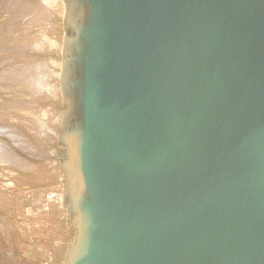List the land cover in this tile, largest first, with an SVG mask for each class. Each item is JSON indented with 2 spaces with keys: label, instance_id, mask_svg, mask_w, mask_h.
Instances as JSON below:
<instances>
[{
  "label": "water",
  "instance_id": "water-1",
  "mask_svg": "<svg viewBox=\"0 0 264 264\" xmlns=\"http://www.w3.org/2000/svg\"><path fill=\"white\" fill-rule=\"evenodd\" d=\"M65 264H264V0H62Z\"/></svg>",
  "mask_w": 264,
  "mask_h": 264
},
{
  "label": "rangeland",
  "instance_id": "rangeland-1",
  "mask_svg": "<svg viewBox=\"0 0 264 264\" xmlns=\"http://www.w3.org/2000/svg\"><path fill=\"white\" fill-rule=\"evenodd\" d=\"M9 1V6H12L11 8V10L9 11H3V12H1V13H3V14H1V17H3V19L1 18V20H2V22H3V28L5 29H7L8 27H7V24L8 23H11L12 21H14V22H12V28H13V26L14 25H16L17 24V22L16 21H18V24H17V26H16V28L14 27L13 29H12V31H13V34L15 33V35H14V37H15V44H16V52H15V57H17V58H15V60H14V68L15 67H17V68H15V70H16V75H17V77H18V80H20V82L18 81L17 82V85H16V87H14V92H16V96H15V93L14 92H12L13 94H11V95H9V93H4L3 94V99H0V100H2V101H0L1 103L3 102V100H4V103H7L8 101V99H9V101L11 100V102L14 100V102H12V103H10V104H8V105H12V106H15V103H19L18 105H16V108H18V111H20L19 113L21 114V116L22 115H27L26 113L28 112V113H30L31 111V113H32V116L33 115H35V118L34 119H32V118H29V120H31V121H29L30 123H32V124H30L29 123V125L31 126V128H33V129H35L36 128V126H37V130L38 129H41L42 128V126H44L45 124L47 125H45L43 128H44V135H43V137H47L46 139L49 141H47L46 143H45V145L43 144V146H42V148L44 149V152H46L47 154H46V156H44V157H42V158H36V157H33L34 159H32L31 157H26L25 155H23V153H19V152H17V151H15L16 153H17V155H19V157H21L22 159H25V161H27V162H29V163H31V164H34V166L36 165V166H49L50 168H49V170L54 174V178L52 179V178H50L51 180H47V182L45 181V182H37V184L36 183H34L33 182V184H28L27 186H25V188H24V186H19V187H17L18 189V192H17V195H18V200L20 199L21 200V196L23 197L22 199V201H24V200H26V197H28L29 198V196H32L33 195V193H35V192H37L36 190H38V191H49V190H51L53 193V198L49 201V203L50 204H55L56 205V207L59 209L56 213H55V215H54V217H55V225L54 224H51L53 221H51L50 222V225L51 226H54V229L55 230H58V232L56 233V234H51V232H52V230H47L46 232H48L47 233V235L44 237V238H41V237H39V239L37 238L36 240H38L39 242H37V241H17V243L19 244H17V250L14 252V257L16 258L17 256L18 257H20V259L22 260L23 259V261L21 262V260H20V264H61V262H62V260L63 259H65L66 258V256H67V252H68V249H69V246H70V243H71V241L74 239V234H75V231H74V229H71L70 227H69V221H68V213H67V209L64 207V184H63V177H62V174H61V171H60V166H58V164H60V161H59V154H60V151H59V137H58V134L60 133L59 131H60V128H59V126H60V124H61V121H60V123H59V119L61 120V116H62V114L61 113H63V107H62V96H61V89H60V81H59V79H60V73H61V58H62V45H63V37H64V34H65V31H64V28H63V16L62 15H60L59 13H57L56 11H55V9L53 8V5H52V0H37V1H32V0H8ZM14 1V2H13ZM44 2V3H42V2ZM36 2V3H35ZM19 3H21V4H19ZM31 3H33V4H31ZM35 3V4H34ZM19 4V5H18ZM24 4H26V5H24ZM41 4H43L44 5V7H43V5L41 6ZM22 5V6H21ZM17 8H16V7ZM19 6H21V7H19ZM52 6V9L51 8H49V7H51ZM15 7V8H14ZM23 7V8H22ZM31 7V8H30ZM13 9H14V11H13ZM22 9V10H21ZM46 9L48 10V12L46 11ZM27 10H29V11H27ZM32 10V12H30ZM40 10V11H39ZM51 10V11H50ZM12 11V12H11ZM20 11V12H19ZM21 11H22V13H21ZM25 11H26V13H25ZM37 11V12H36ZM44 13H43V12ZM46 11V12H45ZM9 12H10V14H9ZM16 14H15V13ZM41 13V16H39L40 15V13ZM8 13V14H7ZM28 13H29V15H28ZM56 13V14H55ZM6 14V15H5ZM11 14H13V15H11ZM23 16H21V15ZM25 14H27V15H25ZM39 14V15H38ZM43 14V15H42ZM60 16H59V15ZM15 15V16H14ZM18 15V16H17ZM10 16V17H9ZM34 16H36L35 18H34ZM44 16V17H43ZM46 16H48L47 18H46ZM52 16L54 17V19L52 18ZM14 17V18H13ZM17 17V18H16ZM38 17V18H37ZM7 18H12L10 21L11 22H7L6 21V19ZM23 18H26V19H23ZM34 18V19H33ZM40 18V19H39ZM46 18V19H45ZM19 20H22L21 22L19 21ZM27 20V21H26ZM35 21L36 22V25H33L35 22H33V21ZM36 20H39V21H36ZM44 20V21H43ZM48 20V21H47ZM53 20V21H52ZM24 22V23H23ZM33 22V23H32ZM44 22H45V24H44ZM15 23V24H14ZM38 23V24H37ZM52 23V24H51ZM29 24H30V26H29ZM41 24H42V26H41ZM26 25H27V27H26ZM31 25H32V27L33 28H31ZM21 26H23V28H21ZM38 26H40L41 28L40 29H38L39 27ZM24 27L26 28L24 31H22V29H24ZM35 27V28H34ZM37 27V28H36ZM18 28V29H17ZM30 28H31V30H30ZM43 28V29H42ZM46 30H45V29ZM15 29L17 30V31H15ZM38 29V30H37ZM42 29V30H41ZM47 29H49V30H52V31H48ZM33 30V31H32ZM34 30H37V31H35L34 32ZM46 32H45V31ZM20 31V32H19ZM30 31V32H29ZM32 31V32H31ZM40 33H39V32ZM44 31V34H41L42 32ZM47 31H48V33H47ZM27 32V33H26ZM36 32H38L40 35H44V36H47L48 37V39L47 38H41V40H42V42H41V40H39V38H40V35L38 34V33H36ZM16 33H17V35H16ZM19 33H22V35L21 34H19ZM36 33V35H34ZM45 34H48V35H45ZM27 35V36H26ZM38 35H39V37H38ZM22 36V37H21ZM34 37V39H33V37ZM37 36V37H36ZM35 37H36V40H35ZM41 37H43V36H41ZM28 38V39H27ZM30 38V39H29ZM23 40V41H22ZM27 40H28V42H27ZM44 40H46V42H43ZM47 40L49 41V42H47ZM36 41V42H35ZM33 42H34V47H32L33 46ZM52 42V43H51ZM26 45H25V44ZM32 44V45H31ZM51 45V46H46V45ZM22 45H24V46H22ZM28 45V46H27ZM31 45V49L32 48H34L33 49V51H29V50H31L30 49V46ZM53 45V46H52ZM55 45V46H54ZM46 46V47H45ZM22 47V48H21ZM45 47V48H47V49H43V48ZM49 48V49H48ZM29 49V50H28ZM36 49H37V51H36ZM41 49V50H40ZM34 50H35V52H34ZM22 51H23V53H22ZM44 51V52H43ZM50 53H49V52ZM32 54V57H31V54ZM22 53V54H21ZM46 53V54H45ZM39 54V55H38ZM41 54V55H40ZM43 54H45V55H43ZM50 54V55H49ZM22 56V57H21ZM27 56H29L30 58L28 59L27 58ZM41 56H43V57H41ZM47 56H48V60L46 59L47 58ZM39 57V58H38ZM27 59V60H26ZM30 59H32L31 61H29ZM51 59H52V61H51ZM51 62H50V61ZM42 61V62H41ZM46 61V62H45ZM27 62H32L31 64L30 63H27ZM44 62V63H43ZM49 62V63H48ZM7 63V62H6ZM34 63V64H33ZM41 64L42 63V65H43V78L41 79V73H39V72H37L39 75H37V76H35L37 73H31L32 75H30V71H32V69H33V67L35 68V65H37V64ZM48 63V64H47ZM60 63V64H59ZM50 64V65H49ZM15 65H17V66H15ZM21 65H25V66H21ZM18 66H20V68H24L23 70L22 69H20ZM52 66V67H51ZM52 70H51V69ZM26 69H27V71H26ZM48 69V70H47ZM54 69V70H53ZM26 72H25V71ZM22 71V72H21ZM50 73H49V72ZM25 73V74H24ZM28 73V74H27ZM24 74V75H23ZM33 74H34V76L35 77H33ZM19 75V76H18ZM21 75H23V77L26 75L27 77H24V78H22V76ZM21 76V78H19ZM26 78V79H25ZM54 78H55V80H54ZM36 79V80H35ZM26 80H28V81H26ZM34 80V81H33ZM50 80V81H49ZM52 80V81H51ZM30 81V82H29ZM31 81H33V82H31ZM49 81V82H48ZM54 81V83H52ZM49 84H48V83ZM37 83V84H36ZM46 83V84H45ZM50 83H52V84H50ZM28 86H27V85ZM35 84V85H34ZM48 84V85H47ZM19 85H26L25 86V88H23L22 87V89H19V88H21V86H19ZM52 85V86H51ZM47 86V87H46ZM59 86V87H58ZM58 87V88H57ZM15 88H16V90H15ZM23 89H24V91H23ZM34 89V90H33ZM32 90V91H31ZM32 93H31V92ZM33 91H35V92H33ZM24 92V93H23ZM28 93V95H27V93ZM31 93V94H30ZM37 93V94H36ZM48 93V94H47ZM24 94H25V96H27V97H25L24 96ZM43 94H45L46 96H44V98H45V100H46V102H45V100H44V98H43ZM57 96H56V95ZM13 95V96H12ZM31 95H32V99H31ZM34 95H36V96H34ZM7 96V97H6ZM18 97V99L19 100H17V98H13V97ZM28 96H30L29 98H28ZM33 96H34V98H33ZM50 96V97H49ZM59 96V97H58ZM47 97V98H46ZM51 97H53L54 99H52ZM56 97V98H55ZM6 98V99H5ZM40 98L42 99V100H40ZM50 98V99H49ZM21 99V100H20ZM25 99V100H24ZM28 99H30V100H28ZM35 99V100H34ZM61 99V100H60ZM20 101V102H19ZM42 102V103H40V102ZM29 102V103H28ZM21 103V104H20ZM34 103V104H33ZM38 103H40V105L38 104ZM36 104H38V105H36ZM41 104H44V107H42L41 108ZM46 104V105H45ZM31 105H33V106H31ZM21 106H22V108H21ZM40 106V107H39ZM55 106V107H54ZM25 108V110H24V108ZM26 107L27 108H29V109H26ZM46 107L48 108V109H46ZM51 107V108H50ZM35 110H37V111H35ZM37 108V109H36ZM30 109H32V110H30ZM38 109H39V111H38ZM42 109V110H41ZM1 110V109H0ZM43 110L45 111V113H43ZM27 111V112H26ZM42 111V112H41ZM56 111V112H55ZM33 112H35V113H33ZM38 112V114H36ZM40 112V113H39ZM42 113V114H41ZM41 114V115H40ZM45 114V116L47 117L46 119H44L45 118V116H44V118H43V115ZM38 115H40V117L38 116ZM37 116V117H36ZM37 118H38V120H37ZM39 121V122H35V123H39V127L40 128H38V125L37 124H35L33 121ZM50 119H51V122H50ZM56 119L58 120V121H56ZM7 121V122H6ZM56 121V122H55ZM42 124H41V123ZM43 122H44V125H43ZM52 122H53V124H52ZM54 122L56 123V124H54ZM4 125H3V124ZM1 124H0V127H3L0 131L1 132H3L4 131V129L5 128H10L9 126H12L11 128H16V130L18 131V133H17V135L19 136V138H20V140L21 139H24L25 141L29 138L30 139V141H38L37 140V138L38 137H36L37 136V134H35V135H33V134H30L31 132H29L30 130H28V128H27V122L26 123H24V124H20V122H14L15 123V125L13 126L12 124H11V122H10V120H5V122H2ZM18 123V124H17ZM34 123V124H33ZM49 123V124H48ZM53 125V126H51V125ZM9 125V126H8ZM34 125H36V126H34ZM51 126V127H50ZM26 129H25V128ZM29 127V126H28ZM24 128V129H23ZM42 128V129H43ZM41 129V130H42ZM20 130V131H19ZM24 130H27L26 131V134H27V136L24 134ZM39 131L38 130V133L39 132H42V131ZM14 132H15V130H13ZM5 132V131H4ZM2 135H4V137L2 136V138H0V141H10V140H8V136L7 135H5V134H2ZM30 135V136H29ZM34 136V137H32L31 138V136ZM25 137H27V138H25ZM35 138V139H34ZM23 140V141H24ZM44 139H42V141H43ZM27 141H29V140H27ZM45 141V140H44ZM51 141V142H50ZM13 143H14V146H17V145H15V141H12ZM25 143V142H24ZM23 142H22V144L23 145H27L26 143L24 144ZM17 144V143H16ZM28 146V145H27ZM31 146H33V145H31V144H29V146L28 147H30L31 148ZM36 145H34V149L37 147V149L38 150H40V148H41V146L38 148V146H36ZM57 147H58V149H57ZM33 148V147H32ZM37 149H35V150H37ZM55 150H57L58 152L57 153H53V152H55ZM29 160V161H28ZM37 160V161H36ZM36 162H37V164H36ZM46 164V165H45ZM53 164H55V165H53ZM32 175H36L35 173L34 174H32ZM32 177V176H31ZM30 185V186H29ZM23 187V188H22ZM39 188V189H38ZM36 189V190H35ZM41 189V190H40ZM22 191H23V193H22ZM35 191V192H34ZM61 191V192H60ZM31 192V193H30ZM63 192V193H62ZM25 193V194H24ZM26 193H28V194H26ZM27 195H29V196H27ZM61 195H62V198H61V201H62V204H61V202L58 200V198L59 197H61ZM25 198V199H24ZM27 198V202L26 201H24L25 203H24V205H20V201H18L17 200V202H16V209L18 210L17 211V213H22V212H24L25 211V209H23V206H24V208H27L28 210H29V208L27 207V206H25V204H29L30 205V203L31 202H37V201H31L30 202V199L31 198H29L28 199ZM29 200V201H28ZM29 202V203H28ZM53 202V203H52ZM36 204V203H35ZM31 204V205H33V206H37V208L39 207V205H40V203L38 202V204ZM54 205V206H55ZM42 205H40V211L43 209L42 207H41ZM22 207V208H21ZM35 208V207H34ZM37 208L34 210L33 208H31V209H33V210H30V212H32V211H34V212H36V213H38L39 211L37 210ZM10 210H12V208L10 209ZM38 212H37V211ZM33 213V212H32ZM35 214V213H34ZM22 215H24V213L22 214ZM21 216V215H20ZM2 217H3V219L5 218V219H9V217H10V211H6L4 214H2ZM1 217V218H2ZM51 231V232H50ZM49 234V235H48ZM50 240H49V239ZM6 239V238H5ZM41 239H44L43 240V242L41 241ZM41 242V243H40ZM20 248H22V249H25V251H26V253L28 254V255H26V254H21V250H20ZM19 250H20V254L23 256V257H21V255L19 254ZM28 250V251H27ZM15 253H17V254H15ZM20 256H19V255ZM45 254V255H44ZM45 256V257H44ZM14 257H13V259L12 260H15L14 259ZM17 257V259H16V261L15 262H18L17 260L19 259ZM47 259V260H46ZM35 260V261H34ZM25 261V262H24ZM19 263V262H18ZM16 264V263H15Z\"/></svg>",
  "mask_w": 264,
  "mask_h": 264
},
{
  "label": "bare ground",
  "instance_id": "bare-ground-1",
  "mask_svg": "<svg viewBox=\"0 0 264 264\" xmlns=\"http://www.w3.org/2000/svg\"><path fill=\"white\" fill-rule=\"evenodd\" d=\"M32 1H34V0H32ZM35 1H37V0H35ZM39 1V0H38ZM14 2V1H13ZM42 2V1H41ZM45 2V1H44ZM44 2H42V3H44ZM36 3V2H35ZM34 3V4H35ZM19 4H21V3H19ZM18 4V5H19ZM31 4H33V3H31ZM24 5H26V4H24ZM43 4H41V6H42ZM52 5H53V8L55 9V11L57 12V13H59L60 15H64L65 14V5H64V3H63V1L62 0H52ZM22 6V5H21ZM21 6H19V7H21ZM12 6H9V1L8 0H0V99H3V94L4 93H9V95H11V94H13L12 92H14V87H16V85H17V82L19 81L20 82V80H18V77H17V75H16V70H15V68H17V67H15L14 68V60H15V58H17V57H15V52H16V42H15V37H14V35H15V33L13 34V31H12V29L15 27L16 28V26H17V24H18V21H16L17 22V24L16 25H14L13 26V28L11 27L13 24H12V22H14V21H10L11 19L10 18H7L6 19V21L7 22H11V23H8L7 24V29L5 28H3V22H2V20H1V18L3 19V17H1V14H3V13H1V12H3V11H10L12 8H11ZM16 7V6H15ZM14 7V8H15ZM43 7H44V5H43ZM17 8V7H16ZM23 8V7H22ZM31 8V7H30ZM49 8H51L52 9V6L51 7H49ZM22 10V9H21ZM13 11H14V9H13ZM27 11H29V10H27ZM40 11V10H39ZM46 11L48 12V10L46 9ZM45 11V12H46ZM51 11V10H50ZM12 12V11H11ZM20 12V11H19ZM30 12H32V10L30 11ZM37 12V11H36ZM43 12V11H42ZM15 13V12H14ZM21 13H22V11H21ZM25 13H26V11H25ZM40 13V12H39ZM44 13V12H43ZM8 14V13H7ZM9 14H10V12H9ZM16 14V13H15ZM56 14V13H55ZM58 14V15H59ZM6 15V14H5ZM11 15H13V14H11ZM21 15V14H20ZM25 15H27V14H25ZM28 15H29V13H28ZM39 15V14H38ZM43 15V14H42ZM59 15V16H60ZM15 16V15H14ZM18 16V15H17ZM22 16V15H21ZM39 16H41V13H40V15ZM10 17V16H9ZM23 17V16H22ZM36 16H34V18H35ZM44 17V16H43ZM48 16H46V18H47ZM55 17V16H54ZM54 17L52 16V18L54 19ZM14 18V17H13ZM17 18V17H16ZM33 18V19H34ZM38 18V17H37ZM45 18V19H46ZM23 19H26V18H23ZM40 19V18H39ZM48 19V18H47ZM13 20V19H12ZM20 22L22 21V20H19ZM27 21V20H26ZM33 21V20H32ZM36 21H39V20H36ZM44 21V20H43ZM48 21V20H47ZM53 21V20H52ZM33 22H35V21H33ZM32 22V23H33ZM24 23V22H23ZM15 24V23H14ZM20 24V23H19ZM18 24V25H19ZM38 24V23H37ZM44 24H45V22H44ZM52 24V23H51ZM33 25H36V22L33 24ZM29 26H30V24H29ZM41 26H42V24H41ZM26 27H27V25H26ZM39 28L38 29H40L41 27L40 26H38ZM21 28H23V26H21ZM31 28H33L32 27V25H31ZM31 28H30V30H31ZM35 28V27H34ZM37 28V27H36ZM18 29V28H17ZM26 28L24 27V29H22V31H24ZM37 29V30H38ZM43 29V28H42ZM41 29V30H42ZM45 29V28H44ZM37 30H34V32L35 31H37ZM46 30V29H45ZM44 30V31H45ZM49 32L50 31H52V30H49V29H47ZM15 31H17L16 29H15ZM33 31V30H32ZM31 31V32H32ZM44 31L41 33V34H44ZM48 31H47V33H48ZM20 32V31H19ZM30 32V31H29ZM39 32V31H38ZM38 32H36V33H38ZM41 32V31H40ZM39 32V33H40ZM46 32V31H45ZM27 33V32H26ZM36 33L34 34V35H36ZM38 33V34H39ZM19 34H21L22 35V33H19ZM16 35H17V33H16ZM40 35V34H39ZM39 35H38V37H39ZM45 35H48V34H45ZM27 36V35H26ZM41 36H43V37H41ZM22 37V36H21ZM33 37V36H32ZM37 37V36H36ZM36 37H35V40H36ZM41 38H47L48 39V37L47 36H44V35H40V38H39V40H41ZM28 39V38H27ZM30 39V38H29ZM33 39H34V37H33ZM43 40V39H42ZM42 40H41V42H42ZM49 40V39H48ZM47 40V42H49ZM23 41V40H22ZM27 42H28V40H27ZM36 42V41H35ZM43 42H46V40H44ZM52 43V42H51ZM25 44V43H24ZM26 45V44H25ZM32 45V44H31ZM31 45L29 46L30 47V49H31ZM22 46H24V45H22ZM28 46V45H27ZM46 46H51V45H46ZM45 46V47H46ZM53 46V45H52ZM55 46V45H54ZM32 47H34V42H33V46ZM43 48L44 50L45 49H47V48ZM22 48V47H21ZM33 49L34 48H32L31 50H29V51H33ZM49 49V48H48ZM41 50V49H40ZM36 51H37V49H36ZM34 52H35V50H34ZM44 52V51H43ZM49 52V51H48ZM22 53H23V51H22ZM21 53V54H22ZM30 53V52H29ZM32 53V52H31ZM30 53V54H31ZM50 53V52H49ZM46 54V53H45ZM45 54H43V55H45ZM39 55V54H38ZM41 55V54H40ZM50 55V54H49ZM22 57V56H21ZM31 57H32V54H31ZM41 57H43V56H41ZM27 58L29 59L30 57L29 56H27ZM39 58V57H38ZM44 58V57H43ZM45 59V58H44ZM47 60H48V56H47V58H46ZM27 60V59H26ZM32 59H30L29 61H31ZM50 61V60H49ZM51 61H52V59H51ZM50 61V62H51ZM7 62V63H6ZM42 62V61H41ZM46 62V61H45ZM27 63H30V62H27ZM32 63V62H31ZM30 63V64H31ZM44 63V62H43ZM49 63V62H48ZM47 63V64H48ZM34 64V63H33ZM60 64V63H59ZM50 65V64H49ZM15 66H17V65H15ZM21 66H25V65H21ZM61 66V65H60ZM19 68H20V66H18ZM52 67V66H51ZM61 68V67H60ZM18 69V68H17ZM20 69H24V68H20ZM51 69V68H50ZM48 70V69H47ZM52 70V69H51ZM54 70V69H53ZM25 71V70H24ZM26 71H27V69H26ZM25 71V72H26ZM22 72V71H21ZM37 72H39V73H41V79L43 78V65H42V63L40 64H37V65H35V68L33 67V69H32V71H30V75H32L31 73H37ZM43 72V73H42ZM49 72V71H48ZM50 73V72H49ZM25 74V73H24ZM23 74V75H24ZM28 74V73H27ZM34 74H33V77H35V76H37V75H39L38 73L34 76ZM23 75H21L22 76V78H24V77H27L26 75L23 77ZM19 76V75H18ZM21 76L19 77V78H21ZM26 79V78H25ZM36 80V79H35ZM54 80H55V78H54ZM26 81H28V80H26ZM34 81V80H33ZM33 81H31V82H33ZM50 81V80H49ZM48 81V82H49ZM52 81V80H51ZM30 82V81H29ZM47 82V83H48ZM52 83H54V81L52 82ZM52 83H50V84H52ZM37 84V83H36ZM46 84V83H45ZM49 84V83H48ZM47 84V85H48ZM27 85V84H26ZM25 85V86H26ZM35 85V84H34ZM53 85V84H52ZM51 85V86H52ZM19 86H21V88H19V89H22V87L23 88H25V86L24 85H19ZM28 86V85H27ZM47 87V86H46ZM59 87V86H58ZM57 87V88H58ZM60 89H61V87H60ZM15 90H16V88H15ZM34 90V89H33ZM23 91H24V89H23ZM32 91V90H31ZM30 91V92H31ZM33 92H35V91H33ZM11 93V94H10ZM15 93V96L18 94H16V92H14ZM24 93V92H23ZM27 93V92H26ZM32 93V92H31ZM30 93V94H31ZM37 94V93H36ZM48 94V93H47ZM14 95V94H13ZM12 95V96H13ZM27 95H28V93H27ZM56 95V94H55ZM13 97V98H17V100H19L18 99V97ZM24 96H25V94H24ZM34 96H36V95H34ZM34 96H33V98H34ZM44 96H46L45 94H43V98H44ZM57 96V95H56ZM61 96H62V94H61ZM7 97V96H6ZM25 97H27V96H25ZM30 96H28V98H29ZM50 97V96H49ZM59 97V96H58ZM42 98V99H43ZM47 98V97H46ZM52 99H54L53 97H51ZM56 98V97H55ZM62 98V97H61ZM6 99V98H5ZM31 99H32V95H31ZM41 98H40V100H42ZM50 99V98H49ZM15 100V99H14ZM14 100L12 101V102H14ZM21 100V99H20ZM25 100V99H24ZM28 100H30V99H28ZM35 100V99H34ZM44 100H45V98H44ZM61 100V99H60ZM0 101H2V100H0ZM8 102L7 103H4V100H3V102L1 103L0 102V124L2 123V122H5V120H10V122H11V124L14 126L15 125V123L14 122H20V124H24V123H26L27 122V128H28V130H30L29 132H31L30 134H33V135H35V134H37V136L36 137H38L37 138V140L38 141H30V139L28 138L27 140H29V141H25L24 139H21L20 140V138H19V136L17 135V133H18V131L16 130V128H11L12 126H9L10 128L8 129V128H5L4 129V131L3 132H1L0 131V138H2V136L4 137V135H2V134H5V135H7L8 136V140H10V141H0V264H20V257H18L19 259L17 260L18 262H15L16 261V259H17V257L15 258L14 257V252L17 250V241L19 240H23V241H37V242H39L38 240H36L37 238L39 239V237H41V238H44L46 235H47V233L48 232H46L48 229L49 230H52V232H51V234H56L57 232H58V230H55L54 229V226H51L50 225V222L51 221H53L51 224H54L55 225V217H54V215H55V213L59 210L57 207H56V205L55 204H50L49 203V201L54 197L53 196V192L51 191V190H49V191H38V190H36L37 192H35V193H33V195L32 196H29V195H27V196H29V198H31L30 199V202L33 200V201H37V202H35L36 204H38V202L40 203V205H42L41 207L43 208L41 211L39 210L40 209V205H39V209L37 208V206H33V205H31V204H35L34 202H31L30 203V205L28 204H25V206H29L28 208H29V210L27 209V208H24V206H23V209H25V211L24 212H22V213H17V209H16V202H17V200H18V195H17V192H18V188L17 187H19V186H24V188H25V186H27L29 183L30 184H33V182L34 183H36L37 184V182L39 183V182H47V180L49 179V180H51L50 178H54V174L49 170V166L47 165V166H34V164H31V163H29V162H27V161H25V159H22L21 157H19V155H17V153L15 152V151H17V152H21V153H23V155H25L26 157H31L32 159H34L33 157H36V158H42V157H44V156H46V152H44V149L42 148V146H43V144L45 145V143L48 141L47 139V137L45 136V137H43V135L45 134L44 133V126L46 125H44V122H43V125L44 126H42V130L41 129H38L39 131L41 130L42 132H39L38 133V130L36 129L37 128V126L36 125H34V126H36V128L35 129H33V128H31V126L29 125V121H31L32 119H34L35 118V115H33L32 116V111L30 112V113H28L27 111V115H22L21 116V114L19 113L20 111H18V108H16V105H18L19 103H15V106H12V105H8V104H10V103H12L11 102V100L9 101V99L7 100ZM20 102V101H19ZM40 102V101H39ZM45 102H46V100H45ZM29 103V102H28ZM40 103H42V102H40ZM40 103H38L39 105H40ZM21 104V103H20ZM34 104V103H33ZM38 104H36V105H38ZM42 106H41V108L42 107H44V104H41ZM46 105V104H45ZM31 106H33V105H31ZM40 107V106H39ZM55 107V106H54ZM21 108H22V106H21ZM24 108V107H23ZM51 108V107H50ZM26 109H29V108H27L26 107ZM34 109V108H33ZM37 109V108H36ZM46 109H48L47 107H46ZM24 110H25V108H24ZM30 110H32V109H30ZM35 110V109H34ZM42 110V109H41ZM35 111H37V110H35ZM38 111H39V109H38ZM42 112V111H41ZM56 112V111H55ZM33 113H35V112H33ZM40 113V112H39ZM43 113H45V111L43 110ZM36 114H38V112L36 113ZM42 114V113H41ZM40 114V115H41ZM62 114V116H61V120L59 119V123H60V121L62 122V119H63V113H61ZM40 115H38L39 117H40ZM44 116H45V114L43 115V118H44ZM37 117V116H36ZM29 118H32L31 120H29ZM47 117L45 116V118L44 119H46ZM36 120V119H35ZM37 120H38V118H37ZM33 121L34 123L35 122H39V121ZM56 121H58L57 119H56ZM55 121V122H56ZM7 122V121H6ZM50 122H51V119H50ZM54 122V124H56ZM33 123V124H34ZM41 123V122H40ZM3 124V123H2ZM18 124V123H17ZM30 124H32V123H30ZM35 124H37L38 125V128H40L39 126V123H35ZM42 124V123H41ZM49 124V123H48ZM52 124H53V122H52ZM4 125V124H3ZM51 125V124H50ZM16 126V125H15ZM29 126V127H28ZM47 126V125H46ZM51 126H53V125H51ZM50 126V127H51ZM60 126H61V124H60ZM60 126H59V128H60ZM3 127H0V130L2 129ZM25 128V127H24ZM23 128V129H24ZM26 129V128H25ZM13 130H15V132L13 131ZM20 131V130H19ZM25 132H24V134L27 136V134H26V131L27 130H24ZM17 132V133H16ZM28 132V131H27ZM60 132V131H59ZM19 134V133H18ZM60 134V133H59ZM59 134H58V137H59ZM31 136V138L32 137H34V136ZM30 136V135H29ZM25 138H27V137H25ZM47 138V139H46ZM35 139V138H34ZM42 139H44L43 141H42ZM24 140V141H23ZM12 141H15V145H17V146H14V143L12 142ZM22 142L24 143H26L28 146H29V144H31V145H33V146H31V148L30 147H28L27 145H23L22 144ZM49 142V141H48ZM51 142V141H50ZM17 143V144H16ZM24 143V144H25ZM47 144V143H46ZM34 145H36V146H38V148L41 146V148H40V150H38L37 149V147L35 148V149H37V150H35L34 149ZM33 147V148H32ZM57 149H58V147H57ZM59 151H60V153H61V146H60V143H59ZM58 151L57 150H55V152H53V153H57ZM61 154H59V161H60V164H58V166H60V171H61V174H62V167H61V164H62V159H61ZM29 161V160H28ZM37 161V160H36ZM36 164H37V162H36ZM38 165V164H37ZM46 165V164H45ZM53 165H55V164H53ZM36 174V175H32V174ZM32 176V177H31ZM62 177H63V184H64V199H65V181H64V176H63V174H62ZM30 186V185H29ZM23 188V187H22ZM39 189V188H38ZM41 190V189H40ZM61 192V191H60ZM22 193H23V191H22ZM31 193V192H30ZM63 193V192H62ZM25 194V193H24ZM26 194H28V193H26ZM24 197V196H23ZM22 196L20 197L21 198V200L19 199L18 201H20V205L22 206V205H24V201H26L27 202V198L28 197H26V200H24V201H22L23 198ZM28 198V199H29ZM61 198H62V195H61V197H59L58 198V200L61 202V204H62V201H61ZM25 199V198H24ZM63 199V198H62ZM29 201V200H28ZM29 203V202H28ZM53 203V202H52ZM35 204V205H36ZM55 205V206H54ZM35 207V208H34ZM64 207H65V205H64ZM12 208V210H10ZM22 208V207H21ZM31 208H33L34 210L37 208V210L39 211H37L38 213H36V212H34V211H32V212H30V210H33V209H31ZM66 209H67V213H68V221H70V219L72 218V215H69V212H68V208L67 207H65ZM10 211V217H9V219H3V217H2V214H4L6 211ZM24 213V215H22ZM35 213V214H34ZM21 215V216H20ZM2 217V218H1ZM69 227L71 228V229H74V226L73 225H69ZM74 231H75V229H74ZM75 233H76V231H75ZM49 235V234H48ZM75 235V234H74ZM6 238V239H5ZM49 239V238H48ZM74 239H75V236H74ZM74 239L72 240V241H74ZM43 240L44 239H41V241L43 242ZM50 240V239H49ZM72 241H71V243H72ZM41 243V242H40ZM71 243H70V245H71ZM19 245V244H18ZM69 248H70V246H69ZM20 250H21V254L23 255V254H26V255H28L27 253H26V251H25V249H22V248H20ZM20 250H19V254H20ZM69 250V249H68ZM28 251V250H27ZM68 253V252H67ZM15 254H17V253H15ZM18 254V255H19ZM20 254V255H21ZM19 255V256H20ZM21 255V257H23ZM45 255V254H44ZM13 257H14V259L15 260H12L13 259ZM45 257V256H44ZM67 257V256H66ZM47 260V259H46ZM23 261V259L21 260V262ZM35 261V260H34ZM65 261H66V258L65 259H63L62 260V262H61V264H65ZM25 262V261H24Z\"/></svg>",
  "mask_w": 264,
  "mask_h": 264
}]
</instances>
